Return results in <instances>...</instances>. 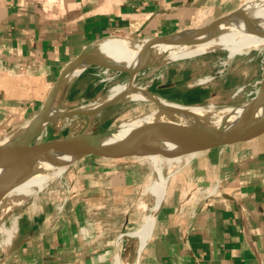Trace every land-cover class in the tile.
Here are the masks:
<instances>
[{
    "label": "crops",
    "instance_id": "1",
    "mask_svg": "<svg viewBox=\"0 0 264 264\" xmlns=\"http://www.w3.org/2000/svg\"><path fill=\"white\" fill-rule=\"evenodd\" d=\"M244 2L0 0V139L41 110L89 45L204 26ZM191 155L152 215L149 158L82 160L24 204L0 264H264V133Z\"/></svg>",
    "mask_w": 264,
    "mask_h": 264
},
{
    "label": "water",
    "instance_id": "2",
    "mask_svg": "<svg viewBox=\"0 0 264 264\" xmlns=\"http://www.w3.org/2000/svg\"><path fill=\"white\" fill-rule=\"evenodd\" d=\"M241 8L223 16V18L231 17ZM216 21L204 26L158 36L169 40L170 46L164 53L156 54L151 61L141 64L134 70H128L98 58L94 54L93 48L99 41L86 47L60 72L41 110L15 134L0 139V170L18 168L50 170L69 166L86 159L181 158L194 153L250 141L262 135L264 133V76L258 81L255 95L242 103L239 111L230 120H221L198 128L182 129L157 117L137 125L120 123L113 128L99 132L85 130L63 138L42 141L37 139L39 133L56 118L87 115L91 124V118L118 104L131 89V86L128 85L120 94L105 101L93 103V105L62 109L59 99L67 85L65 83L66 78L75 67L84 65L85 69L89 66H95L117 72H126L131 75L129 80L131 83L134 71L138 73L143 68L159 67L167 63H162L165 55L182 40L224 31ZM144 82L145 77L140 80L139 85L142 86ZM152 101L158 104L159 108L162 106L158 99L155 98ZM158 124L167 127L168 132L149 134L144 131L145 128H151Z\"/></svg>",
    "mask_w": 264,
    "mask_h": 264
},
{
    "label": "rangeland",
    "instance_id": "3",
    "mask_svg": "<svg viewBox=\"0 0 264 264\" xmlns=\"http://www.w3.org/2000/svg\"><path fill=\"white\" fill-rule=\"evenodd\" d=\"M256 1L259 0H245L239 8ZM173 33L175 32L170 34ZM111 36L134 40L147 37L126 32H118ZM242 52L237 53L229 61L230 52L221 48L194 57L182 52H174L162 61V63H167L159 67H146L140 70L136 76L138 80H136L139 81L143 78L141 76L146 75L142 86L168 102L185 105L212 104L217 108L239 106L255 95L258 81L264 76V47L262 49L252 47ZM189 56L192 57L188 58ZM129 78L131 75L126 72H117L95 66L86 67L66 85L59 102L62 109H69L105 101L114 86L129 82ZM204 78H208V80L199 82L200 79ZM158 108V104L152 100L123 99L115 106L109 107L101 114L91 118V124L87 115L56 118L39 133L37 139L42 141L63 138L85 130L91 132L104 131L126 120L151 115ZM184 158L153 157L152 159L156 164L162 162L161 173L166 179L169 172L173 173L184 166L186 162ZM150 161L152 162L151 159ZM82 164V161H79L74 165L67 166L62 175L66 178L70 170L74 169L75 166H82ZM154 172V178H156L158 176L157 170L154 169ZM60 180V177H54L47 186ZM13 193L11 199L6 200L0 208V221L2 220L0 222V256L4 246L16 232L18 216L22 212L24 204L37 195L28 196L21 204L11 205V200L19 192L13 191Z\"/></svg>",
    "mask_w": 264,
    "mask_h": 264
},
{
    "label": "bare ground",
    "instance_id": "4",
    "mask_svg": "<svg viewBox=\"0 0 264 264\" xmlns=\"http://www.w3.org/2000/svg\"><path fill=\"white\" fill-rule=\"evenodd\" d=\"M216 20L214 21H216L224 31L205 34L199 38L184 39L171 48L172 50L165 55L164 59L174 52H182L183 54H189L194 57L221 48L230 52L231 55L228 58L229 61L239 52L249 50L252 47L260 49L264 47V0H259L243 6L237 11V13L233 14L231 17H227V19L220 17ZM101 44L94 46L93 48V52L98 58L119 67L134 70L141 64L151 61L156 54L164 53V51L170 46V41L163 39L162 37L150 36L139 40L125 38L104 48H101ZM191 57L189 56L188 58ZM83 70L84 65L75 67L66 78L65 83L68 84ZM133 73L131 83L126 81L127 83H119V85L114 86L111 94L108 95V99L120 94L128 85H130L131 89L125 95L124 99L153 100L156 98L160 101L162 106L156 109L151 115L133 118L122 122L125 124L137 125L141 122L151 121L153 118L158 117L169 121L175 127L192 129L216 123L221 120H230L241 108V105L217 108L212 104L185 105L177 102H168L167 100L149 92L145 87L140 86V80L137 81L138 79L136 78L137 73H135V71ZM142 77H146V75L141 76V78ZM206 80H208V78L200 79L199 82H204ZM144 131L149 134H161L168 132V128L162 124H158L151 128H145ZM16 132L17 131L10 133L5 136V138ZM152 158L150 159L156 166L158 179L152 184V186H150L152 193L156 196V204L153 207L151 215L157 211L164 197L166 181L161 173L160 166L162 162L160 161L159 164H156ZM66 167L67 166H61L50 170L20 168L0 170V208L6 200L11 199L14 194L13 191L19 193H17L11 200V205L23 203L28 196L42 191L51 179L54 177H61ZM161 190L162 196L159 198ZM151 215L145 224V228H147L139 234L140 236H143L141 237L142 242L145 241L150 232V224L153 221Z\"/></svg>",
    "mask_w": 264,
    "mask_h": 264
}]
</instances>
